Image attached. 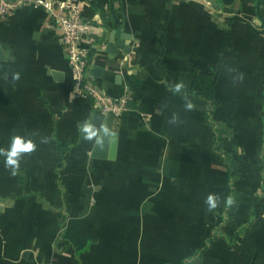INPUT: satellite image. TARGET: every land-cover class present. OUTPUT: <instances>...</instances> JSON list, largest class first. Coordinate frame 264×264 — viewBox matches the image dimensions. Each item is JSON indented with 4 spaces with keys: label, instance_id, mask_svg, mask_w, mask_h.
Masks as SVG:
<instances>
[{
    "label": "crops",
    "instance_id": "obj_1",
    "mask_svg": "<svg viewBox=\"0 0 264 264\" xmlns=\"http://www.w3.org/2000/svg\"><path fill=\"white\" fill-rule=\"evenodd\" d=\"M76 1L88 75L130 111L73 96L52 16L0 22V264H264V0ZM14 137L34 145L15 170ZM101 137L113 159L92 157Z\"/></svg>",
    "mask_w": 264,
    "mask_h": 264
},
{
    "label": "built area",
    "instance_id": "obj_2",
    "mask_svg": "<svg viewBox=\"0 0 264 264\" xmlns=\"http://www.w3.org/2000/svg\"><path fill=\"white\" fill-rule=\"evenodd\" d=\"M23 7L41 9L55 21L63 51L70 64L74 97L89 99L104 116L120 118L130 111L127 95L112 97L104 94L88 75L90 49L84 43H91V25L84 18L78 1L0 0V22H5L13 12ZM89 47L92 48V44Z\"/></svg>",
    "mask_w": 264,
    "mask_h": 264
},
{
    "label": "trees",
    "instance_id": "obj_3",
    "mask_svg": "<svg viewBox=\"0 0 264 264\" xmlns=\"http://www.w3.org/2000/svg\"><path fill=\"white\" fill-rule=\"evenodd\" d=\"M111 3H119L120 0H110ZM101 13L103 14L102 10L99 9ZM92 51L89 52L88 59H87V66H88V60L91 56ZM214 71H200L197 73V75L194 77L190 92L194 94L195 96L201 98L202 100L206 101L210 105V110L209 112H212L214 108L218 107L219 105V100L215 96L214 92ZM89 100V99H88ZM90 101V100H89ZM91 102V101H90ZM130 105V104H129ZM264 170V167H262ZM23 181V180H22ZM259 197H256L254 201H252L251 206H252V212L250 214V219L246 226H249L251 224V221L253 219L254 215V209L253 207L255 204L259 201ZM208 242H211V239L207 238ZM207 244L204 245L202 250L207 249Z\"/></svg>",
    "mask_w": 264,
    "mask_h": 264
},
{
    "label": "clouds",
    "instance_id": "obj_4",
    "mask_svg": "<svg viewBox=\"0 0 264 264\" xmlns=\"http://www.w3.org/2000/svg\"><path fill=\"white\" fill-rule=\"evenodd\" d=\"M14 79H18V76L14 77ZM188 107H191V104L188 105ZM82 131L84 133H87L88 136L86 138H91L92 135L95 133L92 131V125L85 124L82 126ZM34 145L31 143V141L23 142L22 138L14 137L13 142L10 147V151L6 153V166H11L13 170L19 166V156L23 152H28L33 149ZM216 198L212 195H209L207 197L206 203L210 205L211 208L216 207Z\"/></svg>",
    "mask_w": 264,
    "mask_h": 264
},
{
    "label": "water",
    "instance_id": "obj_5",
    "mask_svg": "<svg viewBox=\"0 0 264 264\" xmlns=\"http://www.w3.org/2000/svg\"><path fill=\"white\" fill-rule=\"evenodd\" d=\"M118 47L114 45L113 43H108L106 45V51L112 52L111 54H116L118 51ZM90 75L92 76H97V73H99V69L96 67H93L90 71ZM94 72L95 74H92ZM115 139H109L107 137H101L98 140L97 146L92 154L93 158H98V159H113L114 154H115V148H116V142L114 141Z\"/></svg>",
    "mask_w": 264,
    "mask_h": 264
}]
</instances>
